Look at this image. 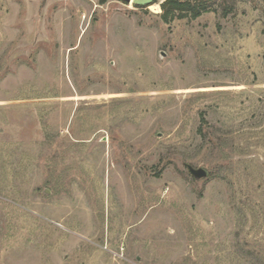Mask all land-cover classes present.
<instances>
[{"label": "rangeland", "instance_id": "374dc122", "mask_svg": "<svg viewBox=\"0 0 264 264\" xmlns=\"http://www.w3.org/2000/svg\"><path fill=\"white\" fill-rule=\"evenodd\" d=\"M164 1L0 0V264H264V0Z\"/></svg>", "mask_w": 264, "mask_h": 264}, {"label": "trees", "instance_id": "16d2710c", "mask_svg": "<svg viewBox=\"0 0 264 264\" xmlns=\"http://www.w3.org/2000/svg\"><path fill=\"white\" fill-rule=\"evenodd\" d=\"M236 0H165L160 4V18L169 23L175 19H197L204 13L221 10L222 17H227L235 9ZM106 0H99L100 4ZM218 8V9H217Z\"/></svg>", "mask_w": 264, "mask_h": 264}, {"label": "water", "instance_id": "95a60500", "mask_svg": "<svg viewBox=\"0 0 264 264\" xmlns=\"http://www.w3.org/2000/svg\"><path fill=\"white\" fill-rule=\"evenodd\" d=\"M122 1L126 4L132 3L134 5L150 6L154 4L156 0H122ZM189 173L196 179L204 178L206 176L205 171H203L202 169L194 170L192 168H189Z\"/></svg>", "mask_w": 264, "mask_h": 264}]
</instances>
